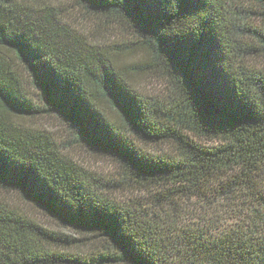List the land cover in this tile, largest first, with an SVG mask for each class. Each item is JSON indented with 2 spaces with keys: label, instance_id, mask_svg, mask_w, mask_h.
<instances>
[{
  "label": "trees",
  "instance_id": "trees-1",
  "mask_svg": "<svg viewBox=\"0 0 264 264\" xmlns=\"http://www.w3.org/2000/svg\"><path fill=\"white\" fill-rule=\"evenodd\" d=\"M245 1L264 17V0ZM74 2L105 28L126 27L131 47L82 37L64 0H0V264H264V73L245 61L264 52V26L224 0ZM137 49L138 71L160 72L163 96L141 95L117 67ZM51 114L120 178L64 154Z\"/></svg>",
  "mask_w": 264,
  "mask_h": 264
},
{
  "label": "rangeland",
  "instance_id": "rangeland-1",
  "mask_svg": "<svg viewBox=\"0 0 264 264\" xmlns=\"http://www.w3.org/2000/svg\"><path fill=\"white\" fill-rule=\"evenodd\" d=\"M64 4L73 8L71 11L73 14L71 15V20L74 26L78 27L79 30L83 29L82 33L85 36L82 37H86L88 41L90 39L91 42L96 46L104 45L105 47L115 50L119 46L131 47V44L129 43L135 41V37L126 27H117L110 30L109 26L108 28H105V25L102 24V22H99L91 14L85 13L82 7L75 4L74 0H64ZM224 6L229 12H242L245 9L250 10L252 12L250 17L243 19V21L247 23L246 25L256 29H261L264 26V17L262 16L263 9L260 3L257 1L224 0ZM239 39L241 44L248 46L252 45L254 48H256L255 41L250 35L246 34ZM114 54H112V57H115ZM118 55L119 58L116 60V65L126 72L128 82L133 89L138 91V93L141 95L152 97H161L164 95L166 92V86L164 83L165 80L161 76L160 72H149V70L138 71V68H141V66L144 64V58L146 57L141 50L137 49L129 53H119ZM245 61H247V63L249 62L255 68L264 73V52H254L252 55H248ZM24 76L27 78V80L25 78L24 79L26 80L27 91L30 93L32 100L36 104L41 105L37 97L38 94L36 89H34L29 83V78L26 73H24ZM104 107L106 109V113L111 115V109L107 105H104ZM112 117L117 119V117L113 114ZM46 118L47 120L45 127L53 134L54 138L57 140V143L65 148L63 150L64 154L70 156L84 169L98 174L99 177L103 179L120 178L116 163L110 157L91 150L80 141L76 142L74 135L70 132L65 123L61 122L53 114ZM136 144L149 153H157V150L161 148L160 145H145L140 141H137ZM108 193H112L114 198L119 199H124L125 196H130V194L110 191ZM3 194L12 202H14L15 205H18L26 212L30 213V215H33L34 218L42 221L43 224L47 225L51 229L67 235L68 237H73L76 240H83L84 237H86L85 235L76 233L68 227H59V225L53 221H50L40 210L36 209L31 204L27 203V201H24L18 197L14 191H8ZM135 195L138 199H141L142 197L139 192H137ZM192 212L195 214L198 213L197 207L193 208ZM85 243L88 242L85 241ZM100 243L102 244V242Z\"/></svg>",
  "mask_w": 264,
  "mask_h": 264
}]
</instances>
